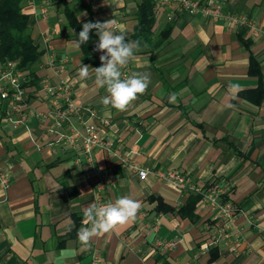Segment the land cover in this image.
<instances>
[{
	"label": "crops",
	"instance_id": "1",
	"mask_svg": "<svg viewBox=\"0 0 264 264\" xmlns=\"http://www.w3.org/2000/svg\"><path fill=\"white\" fill-rule=\"evenodd\" d=\"M68 1L80 19L87 15L79 8L81 1L95 22L112 20L113 31L134 41L132 0ZM214 1L223 12L245 21H215L157 6V27L171 21L172 31L156 52L134 53L128 75L149 73L151 82L119 111L100 103L106 89L95 84L94 67L82 62L60 7L50 0H22L31 36L43 51L36 66L39 86H29V106L46 110L43 84L67 77L76 100L97 111L100 135L148 172L140 178L102 148L94 151L92 164L83 158L76 163L75 151L53 143L33 116L14 126L11 120L21 119V114L2 103L0 171L9 185L0 184V264H89L94 248L102 264H264V102L255 104L241 94L257 86L256 76L248 73L250 53L264 82V0ZM50 54L67 57L58 74L47 66ZM102 54L97 52L100 65ZM82 64L90 66L86 79L78 75ZM230 83L239 88L230 92ZM171 93H176L174 103L169 102ZM170 169L198 184L229 185L228 196L238 210L227 235L217 232L216 242L206 249L203 245L222 229L221 222L199 200L193 219L177 212L189 194L154 174ZM107 171L115 179L102 192L104 203L127 196L141 208L135 220L84 246L77 237L85 226L83 210L94 202L95 186ZM155 197L176 210L157 211ZM155 221L157 230L152 228ZM166 241L175 243L157 244Z\"/></svg>",
	"mask_w": 264,
	"mask_h": 264
},
{
	"label": "built area",
	"instance_id": "2",
	"mask_svg": "<svg viewBox=\"0 0 264 264\" xmlns=\"http://www.w3.org/2000/svg\"><path fill=\"white\" fill-rule=\"evenodd\" d=\"M157 5L175 7V10L189 14L199 13L215 21L221 19L236 23L245 21L241 17L223 12L220 5L216 4L214 0H157ZM113 27L116 30L117 24H114ZM66 62V56L57 59L53 54H50L47 66L52 72L58 74L65 69ZM128 74L129 66L127 65L122 69V78H127ZM29 80L28 70L18 67L16 60H0V105L7 103L14 111L21 114V119L11 120L14 126L23 122L28 116H33L39 123L44 125V131L47 136L52 138L53 143L58 144L62 149H73L75 151L76 163L81 162L83 158L87 164H92L94 151L97 148H102L115 156L122 167L136 170L142 179L146 176L147 169L139 167L131 159L129 152L121 151L112 140H107L100 135L97 111L82 105L76 100L74 85L70 79L60 77L54 83L45 81L42 90L49 104L46 110H38L29 106ZM104 123L108 124L107 121H104ZM154 174L158 179L171 182L181 192L199 194L201 204L211 208L214 212V219L221 222L222 229L215 231L211 240L203 245L204 249L216 242L219 234L217 232L220 231L222 236L227 235L230 223L238 210L228 196V184L217 182L198 184L192 181L186 173L176 169L156 170ZM114 179L115 175L112 171H107L101 175L95 186L93 203L105 204L102 192ZM0 184L3 187L9 185L8 176L1 171ZM152 228L157 230V221L153 223ZM174 243V241H166L157 244L162 247H171ZM102 262V255L97 249H92L89 264H102Z\"/></svg>",
	"mask_w": 264,
	"mask_h": 264
},
{
	"label": "trees",
	"instance_id": "3",
	"mask_svg": "<svg viewBox=\"0 0 264 264\" xmlns=\"http://www.w3.org/2000/svg\"><path fill=\"white\" fill-rule=\"evenodd\" d=\"M61 9V12L69 26V38L74 42L78 39V33L86 22H95L90 8L79 2V8L87 11L84 19H80L76 10L70 6L68 0H50ZM135 3L133 12L134 24L131 29V38L139 42L142 53L152 54L159 50L168 40L173 28L171 21L161 27L156 25L157 0H132ZM22 0H0V60H16L18 67L27 69L30 76L28 86L38 88L40 80L37 74V64L43 51L31 36L29 27V14L23 10ZM99 39L95 30L90 32V40L78 49L81 53L83 63H88L96 68L101 66L95 45ZM242 40V39H241ZM243 45L248 47V41L243 40ZM248 73L257 78V86L253 90L242 91L241 94L255 104L264 102V82H262L260 65L256 58L250 53ZM35 90V89H34ZM70 191L72 188L67 187ZM157 200L156 210L162 212H173L176 210L164 202L161 198ZM199 194L189 193L186 202L180 206L177 212L181 216L194 217V210Z\"/></svg>",
	"mask_w": 264,
	"mask_h": 264
},
{
	"label": "clouds",
	"instance_id": "4",
	"mask_svg": "<svg viewBox=\"0 0 264 264\" xmlns=\"http://www.w3.org/2000/svg\"><path fill=\"white\" fill-rule=\"evenodd\" d=\"M112 20L104 22H86L78 33L76 47L90 40V32L95 30L99 39L95 51L103 53L99 56L101 66L92 68L95 72V84L106 89L107 95L101 97L100 103L111 106L119 111L126 110L139 95L146 92L151 80L149 73L132 72L122 79V69L134 58L139 50V42L126 39L127 34H117L111 28ZM90 66L83 65L78 75L86 79L90 75ZM238 84H229L228 89L234 92ZM176 101V93L169 94V102ZM143 175V173H142ZM141 203L127 196H121L114 202L98 205L92 203L84 208L83 224L77 232L80 243L88 246L93 238L100 237L113 231L117 226L135 220Z\"/></svg>",
	"mask_w": 264,
	"mask_h": 264
},
{
	"label": "rangeland",
	"instance_id": "5",
	"mask_svg": "<svg viewBox=\"0 0 264 264\" xmlns=\"http://www.w3.org/2000/svg\"><path fill=\"white\" fill-rule=\"evenodd\" d=\"M73 8L75 9V7L73 6ZM76 10V9H75Z\"/></svg>",
	"mask_w": 264,
	"mask_h": 264
}]
</instances>
